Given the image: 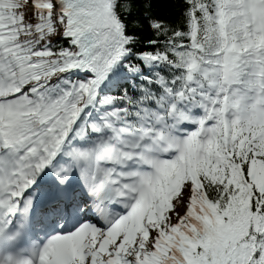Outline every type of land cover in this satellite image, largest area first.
Returning <instances> with one entry per match:
<instances>
[{
	"label": "snow or ice",
	"instance_id": "snow-or-ice-1",
	"mask_svg": "<svg viewBox=\"0 0 264 264\" xmlns=\"http://www.w3.org/2000/svg\"><path fill=\"white\" fill-rule=\"evenodd\" d=\"M183 4L0 0V264H264V0Z\"/></svg>",
	"mask_w": 264,
	"mask_h": 264
},
{
	"label": "trees",
	"instance_id": "trees-1",
	"mask_svg": "<svg viewBox=\"0 0 264 264\" xmlns=\"http://www.w3.org/2000/svg\"><path fill=\"white\" fill-rule=\"evenodd\" d=\"M183 0H153V11L156 12L161 19L175 22L180 19L181 11L184 8ZM145 38L148 33H141Z\"/></svg>",
	"mask_w": 264,
	"mask_h": 264
}]
</instances>
